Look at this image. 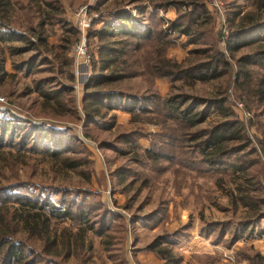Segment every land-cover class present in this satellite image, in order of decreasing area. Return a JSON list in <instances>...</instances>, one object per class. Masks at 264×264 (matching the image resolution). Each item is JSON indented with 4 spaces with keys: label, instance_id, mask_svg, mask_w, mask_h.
Returning a JSON list of instances; mask_svg holds the SVG:
<instances>
[{
    "label": "rangeland",
    "instance_id": "1",
    "mask_svg": "<svg viewBox=\"0 0 264 264\" xmlns=\"http://www.w3.org/2000/svg\"><path fill=\"white\" fill-rule=\"evenodd\" d=\"M47 1L52 5L47 6L44 0H11L9 31L20 36L14 34L10 40L0 41V119L15 120L16 126L21 127L13 132V128H8L2 138L0 208L7 210L2 212L5 218L13 209L16 217L29 212L27 221L33 229L31 234L25 230V221L20 217L16 220L13 240L24 248L22 262L25 263L14 264H44L45 261H50L49 264H163L156 251L147 249L156 241L160 243L157 250L170 251L180 258L179 264H264V218L254 219L260 211L264 212V152H260L259 130L264 116H256L257 108L233 83L235 59L264 49V41H253L233 55L227 53L230 69L217 81H171L150 75V68L143 67L142 62L152 64L150 58L154 55H163L177 63L186 58L191 62L196 59L190 51L201 45L188 44L184 35L168 27L170 22L188 15L192 0ZM200 3L205 4L212 19L211 26L205 27L203 41L210 45L218 33L224 35L229 30L227 21L231 12H239L234 25L249 26L258 20L264 23V7L260 3L257 7L254 0H201ZM117 11H128L138 29L145 28L151 33V38L139 41L142 48L137 53L134 40L117 34L106 24H117L112 17ZM197 13L195 10L192 16ZM82 20L90 25L81 31ZM180 22L186 23V19ZM103 28L113 36L88 38L89 32ZM37 35L41 40H37ZM120 40L133 43L122 59L126 63H120L119 69L124 68L125 74L138 72V75L98 85L95 90H112L136 97L140 102L135 104L133 112L138 118L133 121L134 114L130 113L129 119L123 121L116 111H108V116H116L118 128L104 133L91 125L85 129L92 141L87 140L83 138L87 131L82 123L68 113L77 107L81 115L83 88L89 79L75 74V62L79 64L78 70H83V62L88 58L82 74L91 76L93 59L98 70L104 63L101 60L112 58L105 51L98 53L100 46L117 47L113 42ZM80 42L87 50L85 56H78L75 51ZM216 45L225 52L222 40L217 38ZM113 66L102 72L109 73ZM249 68L254 77H264L262 66ZM39 87L44 91L71 87L75 92L62 94L58 99L60 104L56 100L47 103L39 94ZM219 90H223L226 106L244 128L247 148L239 156L244 157L242 164L246 169L234 170L233 165L238 162L233 155L224 159L223 165L206 163L191 140L197 130L222 121L223 116L216 109H208L206 118L194 128H184L181 123L164 117L161 104L164 99L183 95V108L191 105L195 114L204 108L196 102L218 98ZM153 95L158 98H152ZM141 106L146 113L139 112ZM33 123L41 124L44 132L58 137L61 143L64 139L70 143L72 151L64 156L83 166L75 171L65 167L61 159L41 150L29 152L34 139L29 126ZM131 130L145 137L137 139L139 148L133 147V143H114L126 156L110 150L99 151L95 144L97 140L111 143L115 136ZM1 131L0 126V137ZM148 148L158 152L157 161L143 153ZM118 170L124 172V179L113 176ZM251 177L259 180V191L253 190L256 188L249 181ZM248 196L256 198L257 207L245 204ZM15 199L35 200L37 204L34 209L22 208ZM96 202L114 215L105 221L108 227L103 234L99 227L101 213L96 212L101 206ZM93 207L96 208L91 210ZM67 208L73 212L87 210V221L91 224L94 220L96 231L83 219H69L65 213ZM31 214L39 216L31 217ZM5 222L0 220V230L7 233ZM43 233L52 242L46 252ZM66 238L70 240L69 253L63 246Z\"/></svg>",
    "mask_w": 264,
    "mask_h": 264
},
{
    "label": "trees",
    "instance_id": "2",
    "mask_svg": "<svg viewBox=\"0 0 264 264\" xmlns=\"http://www.w3.org/2000/svg\"><path fill=\"white\" fill-rule=\"evenodd\" d=\"M11 0H0V41H7L11 39L16 33H11L9 31L10 23V2ZM47 3V6L52 5V2L44 0ZM201 0H192L190 2V7L194 10H190L186 17V23H181L180 21L183 19L179 17L176 21H172L169 23V30L173 31L174 33L177 32L179 35H184L187 38L188 44H198L201 45L198 48L191 50L190 52L196 56V59L191 62L188 58L183 60L180 63L173 62L170 59L165 58L163 55H154V57L150 58L152 64L149 62H142V66L146 67L147 69L150 68V75L154 76L155 78H168L171 81L187 79L192 82H210V81H217L228 74L230 69V64L227 61L226 54L233 55L237 52L240 48L249 45L250 43L264 41V23L261 20H258L249 26L243 25V23L238 25H234V18L237 17L238 11L231 12V18L228 19V27L229 30L225 32L224 35H221V32L218 33L217 38L222 40L224 43V50L218 49L216 45V41L213 45L209 43L203 42L206 39V29L205 27L210 25L211 26V16L208 10L205 7L204 3H200ZM55 3V2H54ZM254 3L257 7L260 3L261 7H264V0H254ZM13 4V3H12ZM196 11L198 13L193 17L192 14ZM113 19L117 21V24H108L109 28L115 30V32L119 35L127 37L129 39L134 40V52L137 53L141 47L139 41L144 39L151 38V33L143 28L138 29L139 27L135 26L134 18L128 11H117L113 14ZM105 21V20H104ZM128 25L131 28H128ZM113 36V33H109L108 30L104 28L97 32H89L88 38L96 37V36ZM255 35V37H254ZM19 34H16L15 37H19ZM252 37V38H250ZM254 37V38H253ZM37 40H41V36H36ZM114 45H118L117 47H110V46H100L98 49V53L102 54L101 52L105 51L108 55H112V58H105L101 60L104 62L103 65L98 66L99 71L97 70L96 60L93 59V73L89 76L88 81L85 83L83 88V97L81 100V108L80 114L79 110L73 108L68 110L71 117L78 119L82 123V128L85 131L91 125L97 130L108 133L112 131L113 128H118L116 125V116L114 114L108 116V111L112 110H121L125 112L134 114L133 109L135 108V104L140 102L137 100L136 97H129L127 95H122L119 92L112 91V90H95L98 85L112 83L116 80L125 79L129 77H135L138 75V72L125 74V70L119 69V64H125L122 59L125 57L128 46L131 45L133 42L127 40H120L118 42H113ZM123 61V62H121ZM112 67V70L104 74L102 71H105ZM140 65L138 63L137 67ZM262 66L264 68V49L254 52L251 55H244L240 56L239 58L235 59V66L236 72L233 75V83L236 89L241 90L244 95L250 100V103L257 108L256 116L262 117L264 116V77H254L253 72H251L250 66ZM147 75L146 73H144ZM72 80V77L70 76ZM39 90V94L48 101L56 100L58 104L60 101L58 100L59 97L64 93H72L75 92L71 87L63 88L62 90H54V91H44L41 90V87L37 88ZM75 89V88H74ZM223 90L218 92V98L215 99H200L196 103L202 104L204 107L202 111H199L193 114V106H185L184 99L185 96H176L174 98L164 99L162 104V110L164 109V117L170 119L172 121H177L181 123L184 128H194L200 122L206 118L208 114V109L214 108L216 109L223 119L221 122H216L213 125H209L206 128H202L197 130L191 136V140L195 142V146L198 148V152L202 156L203 161L209 164H224V159L229 158V155H233L234 159L236 160V164L233 165L235 171L246 169L242 161H244V157H240L242 155L241 151H245L247 148L245 143H247V137L244 133V128L241 125L240 121L234 116L233 112L226 106V99L223 96ZM157 97L153 95L152 98ZM158 98V97H157ZM156 98V99H157ZM149 101L150 98H147ZM144 100V99H143ZM72 100H70V103ZM200 102V103H199ZM46 103V105H47ZM196 105V104H194ZM140 113H146V110L143 106L140 107ZM133 113V114H132ZM63 115V114H62ZM82 117V118H81ZM133 121H136L138 118V114L133 115ZM140 118V117H139ZM15 121V120H14ZM13 120H6L0 119V126L2 135L0 137V148L2 147L3 137L6 136L8 132V128H13L12 132L15 128H21L20 125L16 126ZM24 122V121H22ZM25 123V122H24ZM29 128L31 129L30 135L33 136V144H31L28 148L29 152H36L41 150L40 152L47 153L51 157L59 158L63 161L65 167L72 170H77L80 166H83L79 161L64 156L65 153L72 151L70 143H67L64 139V142L61 143L58 137H51L42 129L41 124H30ZM262 135V140L260 142V152H264V123L259 128ZM135 133H139L136 131H129V132H122L118 136H115L112 142H106L103 140H97L98 143L95 142L99 151L102 150H110L115 153H121L120 155L126 156V152L122 149L117 148L114 143L119 142L120 144H134L133 147L139 148L137 145V139L143 138L145 136L140 135L137 136ZM131 135V136H130ZM134 136V137H133ZM93 139H96L93 136ZM87 140H91V136L88 131L84 134V137ZM72 138H68L70 141ZM55 141V142H54ZM59 141V142H58ZM81 141V140H80ZM92 141V140H91ZM54 142V143H53ZM135 142V143H134ZM64 143V144H63ZM21 145V144H20ZM66 147H65V146ZM39 146L41 147L39 149ZM129 153V152H127ZM145 155L153 160L157 161L159 157L158 152L153 151L152 149L148 148L143 151ZM238 153V154H237ZM122 156V157H123ZM241 163V164H240ZM246 171V170H244ZM124 172L122 170L114 171L113 176L118 180L124 179ZM249 181L252 185L254 191L260 190V183L259 180L255 179L254 177L249 178ZM15 201L22 205L23 207L30 206L33 209L36 207V201L30 199H15ZM247 201V202H246ZM245 204L251 208L257 207L256 198L247 197ZM97 205L101 206L96 209V212H100V234L107 231V226L104 224L105 221L108 222V218L110 219L112 215L107 209L104 208L103 204L100 202H96ZM40 208V206H39ZM96 207L90 208L91 210ZM68 209V208H67ZM25 210V209H24ZM3 211H7L5 209L0 208V220L6 221L5 225L7 226L8 232L5 233L0 230V264H14V262H22L24 261L25 255H23V247L21 243H18L17 240L14 239V235L16 233L15 224L18 217H20L23 221H25V230H28L32 234V227L28 224L29 212H22L20 216L16 217V209L11 211L10 216L5 218L2 215ZM72 210L68 209L65 213L69 216V219H73L75 221L79 219H83V221L88 224L90 229H95L93 225V221L89 224L87 218V210H81L77 212H71ZM261 213V214H260ZM25 214V215H22ZM38 214H31V217H37ZM29 217V218H28ZM264 218V212H259L258 215L255 216L254 219H262ZM46 219V218H45ZM118 219V217H116ZM248 224H244L246 227ZM29 233V234H30ZM41 238L43 241H46V245L44 247V251L46 252L49 245L52 244L51 241H48L46 235L43 233L41 234ZM237 239L238 237L235 236ZM63 246L66 252H70V240L69 238L63 239ZM48 244V246H47ZM160 245L157 241L148 245L147 249L150 251H156V254L163 260V264H179L180 258L175 257L170 251L165 249H158L157 247ZM47 246V247H46ZM21 260V261H20ZM50 261H45L44 264H49Z\"/></svg>",
    "mask_w": 264,
    "mask_h": 264
},
{
    "label": "built area",
    "instance_id": "3",
    "mask_svg": "<svg viewBox=\"0 0 264 264\" xmlns=\"http://www.w3.org/2000/svg\"><path fill=\"white\" fill-rule=\"evenodd\" d=\"M90 23L85 21V20H82L80 23H79V26H80V30H85L89 27ZM75 51L77 52V55L78 56H85L86 55V48L84 46V44L82 42H80L79 44H77V46L75 47ZM86 63H88V58L85 59V61L83 62V70H78L79 69V64L77 62H75V74L79 77H82V79H86L87 77H89V73H85V74H82L83 72H85V67H86ZM81 79V80H82Z\"/></svg>",
    "mask_w": 264,
    "mask_h": 264
},
{
    "label": "crops",
    "instance_id": "4",
    "mask_svg": "<svg viewBox=\"0 0 264 264\" xmlns=\"http://www.w3.org/2000/svg\"><path fill=\"white\" fill-rule=\"evenodd\" d=\"M112 111H116L117 112V117H119V119L121 118L123 121H127L130 117V113L129 112H125V111H121V112H118V110H112ZM120 119V120H121ZM121 122V121H120Z\"/></svg>",
    "mask_w": 264,
    "mask_h": 264
}]
</instances>
